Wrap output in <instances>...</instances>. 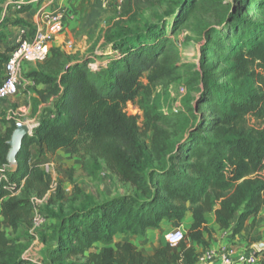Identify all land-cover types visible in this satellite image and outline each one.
I'll list each match as a JSON object with an SVG mask.
<instances>
[{"label":"trees","instance_id":"1","mask_svg":"<svg viewBox=\"0 0 264 264\" xmlns=\"http://www.w3.org/2000/svg\"><path fill=\"white\" fill-rule=\"evenodd\" d=\"M7 1L0 0V81L11 49L7 28L28 25L19 15L30 8L25 0L19 7ZM165 3L169 17L177 14L171 34L197 13L216 20L217 27L202 30L200 65L181 62L165 23L133 16L109 32L116 53L104 66L91 68L92 57L50 47L47 59L29 72L34 85L44 87L30 97L33 124L17 170L2 172L0 264L24 262L27 242L21 238L30 235L17 230L31 226L34 199L51 188L39 158L60 149L79 157L87 175L96 177L101 162L133 189L108 201L60 205L39 236L43 264H195L200 253L189 243L207 246L206 213L222 229L239 213L237 234L264 206V0ZM104 10L93 0L79 32L91 38ZM180 70L188 87L185 110L166 113L156 89ZM130 101L138 103L140 121L125 111ZM16 122L10 119L0 132V167ZM188 211L192 223L176 245L144 255L130 241L112 243L117 233L143 235L162 220L179 223ZM259 255L264 264V249Z\"/></svg>","mask_w":264,"mask_h":264},{"label":"rangeland","instance_id":"2","mask_svg":"<svg viewBox=\"0 0 264 264\" xmlns=\"http://www.w3.org/2000/svg\"><path fill=\"white\" fill-rule=\"evenodd\" d=\"M25 0L29 3L30 8L20 14L31 20L37 15L35 21L40 17V11H49L55 8H63L74 13V20L65 25L59 35L52 40L50 47H59L67 53L76 54L79 57H92L93 68L101 67L107 64V60L113 52L108 39L109 32L118 25H126L129 18L135 16L137 18L152 19L160 25L165 23V33L171 34L170 26L176 17L172 18L167 14L166 0H130L126 1L121 7L109 0L103 12L102 18L98 23L94 34L91 38L79 32L80 19L82 15L89 10L93 0H40L36 6V2ZM236 2V0H230ZM38 12L40 14H38ZM179 13V12H178ZM252 14V13H249ZM14 16V12H10V17ZM258 18V15L256 16ZM217 27L216 20L203 14L197 13L190 16L187 21L179 25L171 39L178 49L181 56V62L200 65L202 58V45L205 43L203 31L206 27ZM205 27V28H204ZM28 33L34 28V22L23 27ZM21 31L18 26L7 28V42L12 44L20 35ZM37 63H26L20 71V85L17 93L13 97L3 100L0 104V122L5 127L10 119L17 122H27L31 120V101L30 97L35 96L33 89L42 88L43 85L35 86L32 78L28 76L29 72L36 67ZM172 82L168 85L158 86L156 89L159 108L169 113L177 109L182 112L185 110V103L188 98V87L186 85L185 71H177L170 76ZM183 89V90H182ZM125 111L132 116H141V110L136 101L127 102ZM179 112V113H180ZM8 117V119H6ZM140 121V118H139ZM32 125L33 123H29ZM38 156L33 153V158ZM51 162L53 164L51 170L46 173L47 179L50 180V190L41 202L35 205V210L40 212L45 222L40 229L32 232L27 248L33 253H44L45 246L40 242L39 236L43 233V227L49 226L52 212H56L60 205L65 208L70 205H77L84 199L90 202L98 203L108 201L114 197L132 191L130 183L123 181L118 175L110 171L104 163L100 162V168L96 177L87 175L83 170L81 160L70 150H60L56 156L44 155L39 158V163ZM59 191V197H58ZM75 200V201H73ZM181 228V227H180ZM8 235L10 233L8 232ZM34 242V243H33ZM26 248V249H27ZM32 259V258H30ZM29 264H43L40 258L36 263L27 261Z\"/></svg>","mask_w":264,"mask_h":264},{"label":"built area","instance_id":"3","mask_svg":"<svg viewBox=\"0 0 264 264\" xmlns=\"http://www.w3.org/2000/svg\"><path fill=\"white\" fill-rule=\"evenodd\" d=\"M102 6L105 8L109 0H101ZM117 7H121L128 0H111ZM7 4H15L19 7V0H8ZM41 13V14H40ZM40 17L35 21L34 28L31 33L21 31L20 35L11 44V49L8 52V59L4 65L3 78L0 81V104L3 100L13 97L20 85V71L26 63H40L47 59L49 55V43L61 33L68 20L72 18L69 10L63 8H55L49 11H43ZM93 68V64H90ZM183 90V89H182ZM173 112H178L175 109ZM27 123V122H26ZM32 128V125H30ZM31 135V132H30ZM44 171L48 173L53 164L44 162L41 164ZM0 171V181L5 179V175ZM46 196V195H45ZM44 196V197H45ZM34 199L42 201L44 199ZM44 217L40 212L34 209L31 215V232H34L43 225ZM185 230L178 227L165 235L167 243L176 245L184 239ZM259 252L246 253L236 251L232 245H224L219 250L215 251L208 249L199 254L195 264H209L211 261H217L219 264H258L260 256Z\"/></svg>","mask_w":264,"mask_h":264},{"label":"crops","instance_id":"4","mask_svg":"<svg viewBox=\"0 0 264 264\" xmlns=\"http://www.w3.org/2000/svg\"><path fill=\"white\" fill-rule=\"evenodd\" d=\"M30 2H36L35 5L37 6L40 0H32ZM131 2H133V0H130V3ZM71 14H72V18L68 20L66 25L74 20V13L71 12ZM21 17L25 20L26 23L31 24V22L33 21L35 24V19L37 15L34 16L33 19L31 20L27 19L23 15H21ZM23 27L24 26L22 25H18L20 31H25ZM8 45L11 46V44L9 43ZM4 46L5 44L2 43L0 45V48H3ZM6 119H8V117H6ZM31 121L32 120H28L27 123H30ZM3 129H4L3 123L0 122V132ZM60 150H57L54 154H50V155L56 156ZM38 202L41 201L35 200L34 205H36ZM238 214L239 213H236L235 217L231 221V224L228 228L222 229L216 223L214 215L212 213H206L205 218H206L207 226L209 228V232H205L203 234V237L207 241V246L205 247L202 244H198L194 241H191L189 245H191L194 248V250L200 254L208 249L217 251L224 245H232L234 246L236 251H243L246 253L255 252L257 249L256 248L257 243L264 242V206L261 208L258 214L248 216L244 221L242 230L239 233L234 234L233 230L236 225ZM1 220H2V216L0 215V221ZM50 222L53 223L54 220L51 219ZM191 223H192V215L188 211L185 213L183 219L179 223L172 222L169 220H162L158 228H148L146 229L143 235H123L117 233L114 235L112 243L130 241L137 247L139 251H141L142 254L151 255L156 251L157 248L167 244V241L165 239L166 233L178 227H181L182 229L186 230L191 225ZM45 228L46 227H43V230H45ZM3 229L6 231L7 234L9 232L10 236L13 235V231L9 226L3 225ZM26 233H28V235L32 234L31 227L29 225L24 224L20 226L16 234H21L22 236L25 235ZM21 241L28 242L29 241L28 236L27 238L23 236L21 238ZM30 250L31 249H29V247L25 249L23 254L24 262L22 264H29V263H25L26 260L27 261L30 260L33 263H36L37 258H40L41 260L44 259L43 252L42 253L40 252V254L36 256L37 253H33V252L29 253ZM179 264H187V263L182 261ZM209 264H219V263L214 260L211 261Z\"/></svg>","mask_w":264,"mask_h":264},{"label":"water","instance_id":"5","mask_svg":"<svg viewBox=\"0 0 264 264\" xmlns=\"http://www.w3.org/2000/svg\"><path fill=\"white\" fill-rule=\"evenodd\" d=\"M31 126L26 122H16L10 138L7 140L9 146L6 155V164L0 167V171L14 173L18 167L17 155L22 147L24 140L30 136ZM257 251L261 252L264 249V242L257 243Z\"/></svg>","mask_w":264,"mask_h":264}]
</instances>
